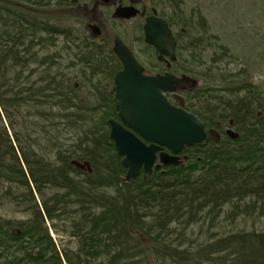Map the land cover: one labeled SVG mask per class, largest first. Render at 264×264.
Instances as JSON below:
<instances>
[{"label":"trees","instance_id":"16d2710c","mask_svg":"<svg viewBox=\"0 0 264 264\" xmlns=\"http://www.w3.org/2000/svg\"><path fill=\"white\" fill-rule=\"evenodd\" d=\"M75 1L0 0V182L21 189L17 200L30 211L27 220L0 217V264H154L158 257L167 264H264V233L231 234L196 254L165 240L173 225L197 222L202 212L215 215L225 205L236 215L242 210L264 216V114L258 117L264 99L259 91L249 82L227 93V101L206 103L208 119L188 106L205 128L219 130L232 121L238 139L209 137L184 150L185 167L162 168L148 180L127 184L122 180L126 170L107 138V119L116 116L113 103L95 97L93 109L79 104L72 75L57 72L56 59L45 55L61 33L52 27L53 17H43L45 9L81 12L82 2ZM177 1H169L173 10ZM184 17L179 20H187L193 30L192 18ZM200 25L198 32L205 36ZM71 43L64 50L94 84L119 70L106 43ZM172 71L179 72L176 64ZM236 92L243 94L239 98ZM28 116L38 136L26 135L30 144L21 145L16 133L10 140L3 117ZM65 132L76 134L67 146L58 142ZM41 140L43 148L37 144ZM50 155L55 157L50 160ZM71 160L90 162L92 172L74 168ZM45 189L52 194L44 200ZM46 221L56 232L54 223L62 222L61 232L76 241V251H57Z\"/></svg>","mask_w":264,"mask_h":264},{"label":"rangeland","instance_id":"374dc122","mask_svg":"<svg viewBox=\"0 0 264 264\" xmlns=\"http://www.w3.org/2000/svg\"><path fill=\"white\" fill-rule=\"evenodd\" d=\"M165 2L167 0H164ZM167 3V2H166ZM180 11H167L163 10L160 13L173 24L180 23L181 27L187 30V40L178 41L177 51V65L180 72H173V67L168 61L169 68L165 67L164 63L157 62L148 57L149 50L139 40L137 32V23L135 21L129 24H121L118 21L111 20L109 12H105V31L102 36L103 40H85L86 42L94 41L97 45L106 43L107 52H112L113 38H119L136 56L138 62L147 67L153 73H163L168 69L171 74L178 78H184L185 81L179 89L182 90L174 93L175 101L171 95L169 99L181 105L193 106L196 111L202 112L203 116L210 102L214 104L213 100H220L221 102L227 101L229 93L227 90H235V88H243L249 84L257 89L261 96H264V0H178ZM194 8L195 11L194 12ZM46 15L53 17L52 27L54 30L61 31L60 35H55L54 46L50 47L45 55H53L57 61V72L65 75H72L71 84L76 85L77 100L82 101V105H88L89 109L96 106L92 103L86 104V99L96 91L102 84L95 83L92 80L90 73L82 75L80 67L75 66L74 56H68L64 47H73L71 40L85 39L89 34L86 27V19L89 16L83 17L81 12L75 10L62 11L51 10L49 7L45 9ZM76 15V16H75ZM187 16L192 18L194 22L193 30L187 20H179L180 17ZM76 17V18H75ZM99 18V14L96 15ZM199 17L203 18V22H199ZM185 18V17H184ZM100 19V18H99ZM120 20L121 19H117ZM128 21V20H126ZM103 23V22H102ZM182 23H185L183 26ZM204 25L206 35L200 34L198 27ZM103 25V28H104ZM178 30V28H176ZM180 31V29H179ZM194 31V32H193ZM106 33V34H105ZM67 36V37H65ZM195 38H202V40H195ZM68 40V43L65 42ZM192 46V48H191ZM70 53V52H69ZM73 56V57H72ZM72 57V58H71ZM79 64V63H77ZM176 64V63H175ZM184 76V77H182ZM112 77V76H111ZM94 84H88V82ZM110 96H111V92ZM108 93V94H109ZM239 98L243 93L236 92ZM106 95L108 98L109 95ZM198 94L197 100L190 98ZM85 99V100H84ZM231 100V99H230ZM211 104V106H212ZM209 108V107H208ZM213 109V108H212ZM261 111V112H259ZM264 108L258 110V117L263 116ZM263 113V114H262ZM25 114V113H24ZM10 119V118H9ZM4 119L3 126L8 134V137L13 139L14 134H18L20 144H30L25 138L28 135L31 139L36 138L38 135L32 130L31 118H11ZM208 119V117H205ZM23 124V125H22ZM26 130H24V127ZM210 128V127H209ZM209 128H206L208 131ZM219 133L226 136L233 137L234 134L238 135L236 128L233 124H226L218 130ZM40 137V136H39ZM41 138H39L40 140ZM76 140V134L73 132H65L59 136V144L67 146ZM32 144V143H31ZM37 144L41 148L45 143L41 140ZM36 147L32 149H37ZM64 148V147H63ZM41 153V151H40ZM42 156V155H41ZM44 156V155H43ZM47 156V155H46ZM49 156V155H48ZM52 160L54 157L50 155ZM49 158V157H48ZM74 161V160H73ZM88 163L90 168L88 170H81L86 173H91V163ZM83 163L82 165H84ZM74 167V166H73ZM76 168V167H74ZM247 168V167H246ZM78 169V168H76ZM80 170V169H79ZM161 167L155 171L163 172ZM123 182L124 178L122 179ZM14 187V188H13ZM10 190V191H9ZM9 191V192H8ZM22 190L6 182H0V217L7 220H27L30 217L29 208L25 205L19 204L17 197ZM52 191L44 190L43 199L51 196ZM247 199L244 201L246 203ZM36 202L40 205L41 198L36 196ZM241 202L242 207L245 203ZM241 210V209H240ZM234 208L230 205L223 206L217 214L209 215L210 213L202 212L198 215L197 222L184 224L180 221L173 225L175 231L165 237L167 243L172 244L174 247H180V250L188 249L192 253H198V250L204 249L209 244H212L219 238H224L231 234L236 233H264V216L259 214V211H253L251 214L234 213ZM232 215H236L234 219ZM57 230L56 232L51 223L46 221V227L49 229V235L57 249H62L69 252L76 251V241L69 237L66 233L61 232L65 228L62 222L54 223ZM160 259V260H159ZM154 264H167L166 260L158 257Z\"/></svg>","mask_w":264,"mask_h":264},{"label":"water","instance_id":"95a60500","mask_svg":"<svg viewBox=\"0 0 264 264\" xmlns=\"http://www.w3.org/2000/svg\"><path fill=\"white\" fill-rule=\"evenodd\" d=\"M109 1L101 0L105 4ZM136 13L134 7H118L114 17L130 20ZM92 29L96 35L99 34L97 27ZM143 33L145 44L155 49L158 60L163 57L175 59L177 43L165 21L147 18ZM112 52L122 66L114 76L113 87V102L122 124L113 120L108 124L110 139L126 170L125 180L134 179L141 169L147 178L153 172L156 160L159 165H179L178 155L185 148L200 145L207 139L202 123L194 115L172 106L164 95L174 92L181 80L169 73L143 75L144 68L119 38L114 40ZM71 165L80 170L90 168L88 163L71 162ZM159 165L154 168H159Z\"/></svg>","mask_w":264,"mask_h":264},{"label":"flooded vegetation","instance_id":"af4514ba","mask_svg":"<svg viewBox=\"0 0 264 264\" xmlns=\"http://www.w3.org/2000/svg\"><path fill=\"white\" fill-rule=\"evenodd\" d=\"M82 2V6L83 8L78 7L79 10H81L83 17H88V19H86V27L89 31V35L87 36L88 40H103L102 36L104 35V31H105V12L103 13V9L107 10L109 12V17L111 20H116L121 24H129L132 21H135L137 23V31H139L140 33V37L139 40H141L142 44L149 50V55L148 57L151 58L152 60L155 61V63L158 62L156 55H155V50L151 47V46H147L144 43V33H143V26L145 24V20L149 17H156L159 19H162L163 21H165L167 23V26L169 28V30L171 31V34L173 37H175V39H177V36H181V34H185L186 31L185 29H183L180 25V23L178 24H173L169 21L168 18L164 17L162 15V13H160L163 10H167V11H171L173 10L171 8V6H169V1H176V0H167L166 2L164 0H110L108 4L102 3L101 0H76L75 2ZM178 2V1H177ZM134 7L135 10L137 11L136 16L128 21L126 20H117L114 17V12L118 7ZM174 11V10H173ZM99 14V18L96 17V15ZM103 22V23H102ZM104 25V28H103ZM92 27H97L99 30V34L96 35L93 32ZM178 28V30L176 29ZM180 29V31H179ZM106 34V33H105ZM182 35V36H183ZM117 38H113V44H114V40ZM132 52V51H131ZM133 53V52H132ZM135 59L137 60L135 54L133 53ZM138 62V60H137ZM160 62L164 63L166 69L167 67L169 68V64L168 61L166 59H162L160 60ZM139 63V62H138ZM140 64V63H139ZM175 63H171V66L173 67V65ZM141 65V64H140ZM144 68V73L143 75L145 76H156V75H163L166 72H169L170 70L168 69L167 71L163 72V73H153L152 71L148 70L147 67L141 65ZM122 69V66L120 65V68L117 72H119ZM171 72V71H170ZM185 78H181V81L176 85V89L175 92H178L181 89H179L181 87V85L184 83ZM174 93H165V97L167 99V101L172 105L173 101L169 99V95L172 96V98L174 97ZM109 101L113 103L114 106V102H113V93L111 94V96H108ZM111 98V99H110ZM175 101H177V99L174 97L173 98ZM182 104V103H180ZM186 106V104L184 105ZM117 115V114H116ZM166 151V150H165ZM167 152V151H166Z\"/></svg>","mask_w":264,"mask_h":264},{"label":"bare ground","instance_id":"6f19581e","mask_svg":"<svg viewBox=\"0 0 264 264\" xmlns=\"http://www.w3.org/2000/svg\"><path fill=\"white\" fill-rule=\"evenodd\" d=\"M178 3V2H177ZM180 7V5L178 4L177 5V7H175V10L174 11H180V10H178V8ZM198 11V10H197ZM197 11H195V8H194V12H197ZM50 17V15H46V13H44V15H43V17ZM202 20H203V18H202ZM203 22V24L205 23L204 22V20L202 21ZM51 23H52V21H51ZM186 31V33L183 35V34H181V36H177V39H175V37H173V39H175V40H187V30H185ZM138 32V34H139V37H140V33H139V31H137ZM183 35V36H182ZM85 39H83L84 41L85 40H88L87 39V37H84ZM195 40H202V38H195ZM90 42H92V41H89V42H87V43H90ZM94 42V41H93ZM175 63H176V66H178L177 65V62H178V60L176 59L175 61H174ZM179 70V69H178ZM118 70H114V71H112V73H113V75H112V77L110 78H108V79H102L101 80V82H102V84H100V82H96V83H98V84H100V86L101 87H99L96 91H94L90 96H88V98L86 99V104L87 103H94V104H96L97 102H96V98L95 97H101V98H106V95L109 93V92H111V94L113 93V87H114V76L118 73L117 72ZM181 70H179V72H180ZM182 77H184V76H182ZM185 78V77H184ZM72 88L73 89H75L76 88V85H73L72 84ZM76 90V89H75ZM229 93H232V91H230V90H227ZM108 95H110V93L108 94ZM263 99H264V96L262 97ZM85 100V99H84ZM79 102V104L81 103L82 104V101L81 100H79L78 101ZM172 106H174V107H176V108H179V109H182V110H184L185 112H188V110H187V105L186 106H183V105H181L180 103H177V102H175V101H173V103H172ZM192 115H194V114H192ZM195 116V115H194ZM196 117V116H195ZM197 118V117H196ZM198 119V118H197ZM109 120H113V121H115V122H118V123H120V124H122L121 122H120V120H119V118L117 117V116H115V117H112V118H109V119H107V124H108V121ZM199 120V119H198ZM202 123V122H201ZM229 124H233V122L232 121H230L229 122ZM108 128H107V138H108V140H109V142L112 144V148H114V144H113V141L110 139V126H109V124H108V126H107ZM204 129H205V132L207 133V139L209 138V137H211V138H215L216 140H217V142H221V141H224V139H225V135H226V132L224 133V134H221V133H219L218 132V130L217 129H215V128H212V127H210L209 128V130L207 131L206 130V128L204 127ZM226 137H229L230 139H232V140H236V139H238V137H239V134L238 135H236V136H233V137H230V136H226ZM207 139L205 140V141H207ZM204 141V142H205ZM203 142V143H204ZM145 144L146 145H148L149 143H147V142H145ZM113 150H115V148L113 149ZM165 151V150H164ZM166 152V151H165ZM115 153H116V150H115ZM116 155H117V153H116ZM118 157V156H117ZM178 157H179V165H177V166H172V165H170V166H165V165H159V163H158V160H156V162H155V164H154V167H156L157 165H159V168L161 167V168H166V167H173V168H177V167H185V165H186V156L185 155H183L182 153H180L179 155H178ZM119 158V157H118ZM198 161V160H197ZM71 162H76V163H78V164H83V163H85V162H78V161H76V160H71L70 162H69V164L71 165ZM198 162H200V160L198 161ZM72 166V165H71ZM153 167V172L155 171V170H157V169H159V168H157V169H155ZM153 172L147 177V178H145L144 177V171L143 170H141L139 173H138V175L134 178V179H132L131 181H129V182H127L126 180H125V178H126V173H125V176H124V181H125V183H127V184H130L133 180H135L136 178H139V177H141L143 180H148L150 177H151V175L153 174ZM63 259V258H62ZM63 262H64V260H63Z\"/></svg>","mask_w":264,"mask_h":264}]
</instances>
